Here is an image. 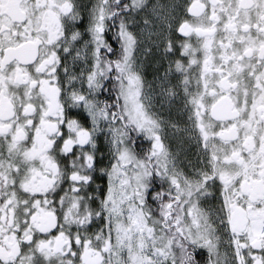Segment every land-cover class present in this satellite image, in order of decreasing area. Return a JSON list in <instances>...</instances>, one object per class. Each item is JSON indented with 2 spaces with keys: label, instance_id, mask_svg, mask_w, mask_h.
Returning a JSON list of instances; mask_svg holds the SVG:
<instances>
[{
  "label": "snow or ice",
  "instance_id": "1",
  "mask_svg": "<svg viewBox=\"0 0 264 264\" xmlns=\"http://www.w3.org/2000/svg\"><path fill=\"white\" fill-rule=\"evenodd\" d=\"M253 180L264 0H0V264H264Z\"/></svg>",
  "mask_w": 264,
  "mask_h": 264
},
{
  "label": "flooded vegetation",
  "instance_id": "2",
  "mask_svg": "<svg viewBox=\"0 0 264 264\" xmlns=\"http://www.w3.org/2000/svg\"><path fill=\"white\" fill-rule=\"evenodd\" d=\"M8 11L12 12L13 9H8ZM248 190L250 191H264V181H252L247 185Z\"/></svg>",
  "mask_w": 264,
  "mask_h": 264
}]
</instances>
